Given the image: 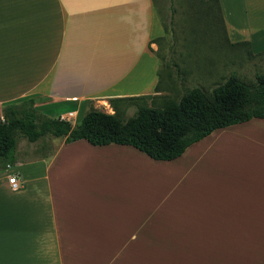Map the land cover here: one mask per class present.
Masks as SVG:
<instances>
[{"label": "crops", "instance_id": "1", "mask_svg": "<svg viewBox=\"0 0 264 264\" xmlns=\"http://www.w3.org/2000/svg\"><path fill=\"white\" fill-rule=\"evenodd\" d=\"M218 1L227 42L263 47L264 0ZM154 3L0 0V107L33 97L75 124L112 97L151 100ZM0 264H264V118L167 160L85 138L17 158L0 169Z\"/></svg>", "mask_w": 264, "mask_h": 264}, {"label": "trees", "instance_id": "2", "mask_svg": "<svg viewBox=\"0 0 264 264\" xmlns=\"http://www.w3.org/2000/svg\"><path fill=\"white\" fill-rule=\"evenodd\" d=\"M215 1L219 8V1ZM124 101L137 104L134 113L122 115L118 105ZM109 103L113 112L90 106L75 124L37 112L33 97L4 104L0 118V169L17 160L19 135L37 141L48 133L71 142L85 138L92 144H131L152 158L172 159L215 128L252 117L264 118V70L257 69L253 81L232 72L210 91L189 87L179 98L169 99L162 106L149 104L142 96L112 97ZM45 144L43 141L41 146Z\"/></svg>", "mask_w": 264, "mask_h": 264}, {"label": "rangeland", "instance_id": "3", "mask_svg": "<svg viewBox=\"0 0 264 264\" xmlns=\"http://www.w3.org/2000/svg\"><path fill=\"white\" fill-rule=\"evenodd\" d=\"M154 1L164 31L151 41L160 58L161 92L148 100L149 104L162 106L169 99L179 98L192 86L210 91L232 72L253 81L255 71L264 70V45L253 49L247 43L229 44L215 0ZM118 106L122 115L128 116L134 113L137 104L124 101ZM111 109L106 108V111L111 113ZM1 110L2 107L0 118ZM62 138L64 136L48 133L37 141H29L19 135L15 155L22 159L37 158L54 148ZM43 141L47 143L45 146H41ZM13 173V169H8L5 177Z\"/></svg>", "mask_w": 264, "mask_h": 264}, {"label": "built area", "instance_id": "4", "mask_svg": "<svg viewBox=\"0 0 264 264\" xmlns=\"http://www.w3.org/2000/svg\"><path fill=\"white\" fill-rule=\"evenodd\" d=\"M9 182H10L11 186H15L16 176L15 175L10 176L9 177Z\"/></svg>", "mask_w": 264, "mask_h": 264}, {"label": "bare ground", "instance_id": "5", "mask_svg": "<svg viewBox=\"0 0 264 264\" xmlns=\"http://www.w3.org/2000/svg\"><path fill=\"white\" fill-rule=\"evenodd\" d=\"M107 104V103H106Z\"/></svg>", "mask_w": 264, "mask_h": 264}]
</instances>
